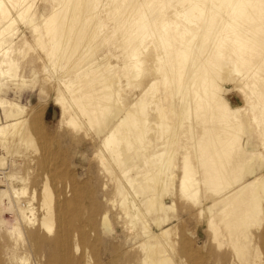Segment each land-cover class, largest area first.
Returning a JSON list of instances; mask_svg holds the SVG:
<instances>
[{
  "label": "bare ground",
  "instance_id": "bare-ground-1",
  "mask_svg": "<svg viewBox=\"0 0 264 264\" xmlns=\"http://www.w3.org/2000/svg\"><path fill=\"white\" fill-rule=\"evenodd\" d=\"M36 1L0 0V96L8 83L17 84L19 92L32 84L19 76V63L12 59L16 40L29 45L25 30L18 27L23 23L35 39V56L41 60L37 51L45 53V80L54 84L62 112L59 124L86 137L94 131L100 140L95 158L113 184L112 201L127 225L122 243L133 238L137 245L136 264H176V258L185 264L171 230L163 228L169 216H159L175 207L173 199L167 204L168 187L176 175L170 171L180 163V192L198 202L182 137L197 138L205 183L215 192L245 180L224 198L220 222L231 240L225 239L209 208H201L212 239L227 246L234 264H264V230L252 231L264 222V152L252 151L246 158L244 146L236 147L240 133H253L264 148V0H45V13L39 17ZM228 82H235L248 109L233 108L222 96ZM31 111L0 97V152L12 158V165L23 150L40 153L46 165L52 159L37 145ZM192 113L197 121L185 123ZM180 150L184 153L178 162ZM116 168L128 186L115 177ZM134 171L143 174L132 176ZM9 181L13 176L0 172V233L15 248L28 245L26 232L39 228L54 247L45 264H94L79 245L69 246V224L56 211L48 177L41 188V219L33 207L36 193L33 201H22L27 189H15ZM153 212L158 213L152 218L159 233L148 220ZM99 227L104 241L121 243L107 210ZM29 261L26 254L18 258L19 264ZM119 261L129 264L131 259L122 256ZM119 261L108 256L98 264Z\"/></svg>",
  "mask_w": 264,
  "mask_h": 264
},
{
  "label": "rangeland",
  "instance_id": "rangeland-1",
  "mask_svg": "<svg viewBox=\"0 0 264 264\" xmlns=\"http://www.w3.org/2000/svg\"><path fill=\"white\" fill-rule=\"evenodd\" d=\"M36 3L40 8L36 12V16L39 17L41 13H45V0H37ZM19 25L18 27L21 31L25 30L29 45H24V42L22 40L20 41V39L16 40L17 43L13 48L12 59L19 63V76L25 77L32 84L22 92H19L17 84L8 83L4 86L3 93L0 97L21 103L29 112L32 110V120L29 119L30 123H34L35 125L33 130L37 145L41 150L46 148L45 152H49L50 155L52 154L51 156L49 155L52 159L49 158L50 163L46 165L47 163L45 164L41 159L40 153L37 155L33 150H26V152L23 150L21 153L16 154L15 158L17 164L15 163L12 165V161H10L12 158L9 156L6 157L1 151L0 172L8 176H13L14 181H9L11 187L20 190L23 188L27 189V194L21 199L22 201H33V195L36 193V200L33 202V207L36 209L38 219H41L44 215L43 211L40 210L41 188L48 177L50 179L49 185L56 198V211H60V217L65 222L68 221L67 224H69L68 227H65V235L69 236L70 240L68 243L69 246L72 244L79 245L82 252L86 254L85 257L89 256L94 264H98L103 258H108V256H115L118 261L122 256H126L127 258L130 257L131 261L129 264H136L137 245L133 238L127 241V245L122 243L123 236H127L126 230L124 232L122 230L124 227H127V225L125 224V226L122 224V220L120 219L121 212L115 206L114 201H112L113 184L110 183L109 177L95 158L101 146L100 140L94 131L91 132L90 137H86L84 132H73L59 124L62 112L59 105L56 104V94L53 89L54 84L45 80L47 77L44 70L45 59H43L45 58V53L40 50L37 51L40 57H42L41 60L35 56V39L32 33L29 30L26 31L23 23H19ZM18 36H20V34H17L15 38ZM30 46L33 48L30 49ZM102 48L101 51L108 50L107 47ZM113 62H116V60H113ZM227 84L224 90L225 92L222 91L221 94L229 101L230 106L239 108L242 111L248 109L249 103L246 101L245 97L235 89V82H228ZM202 112L205 113L204 110ZM194 116L195 114L192 113L189 121L187 120L185 123H195L197 119L196 116ZM182 138L180 146L188 148L187 152L191 160L192 168L194 169V176L199 191L198 202L184 197L180 192L179 179L183 171L182 164L180 163L181 165L179 164L176 167L177 169L174 168L170 171V174L176 175L173 176L174 185L168 187L169 196H167V198H169V200H167V204H171L169 201L173 199L175 207L173 210L167 212V215L159 214L162 218L169 216V222H166L163 228L171 230L174 239L178 242L177 248L183 252L185 264H217L216 259L223 256L226 259L219 264H234L231 254L228 253L227 246L224 245L220 247L218 242L212 239V233L208 230L207 222L199 213L202 207L209 208L211 211L210 217L216 218L217 222L221 225L220 228L226 233V235H224L225 239L231 240L232 238L230 237L229 231L220 222V218L223 214L222 212L226 209L227 205V201H225L224 198L230 193H233V189L236 191L242 187L245 184V180L239 179L233 189H229L222 193L215 192L213 188H210L205 183L207 179L204 176V171L200 163L201 159H198L200 156L197 138ZM240 138L241 141L236 143V147L239 146V144L244 146L245 152L247 153L246 158L252 151L264 152V148L260 146L255 134L240 133ZM183 153L184 151L182 152L180 150V153L177 154L178 162L181 161L180 155ZM190 155L192 156L190 157ZM107 158L112 164L110 155H108ZM112 165L115 168V165ZM143 170L146 171V168L144 167L142 171ZM116 171L117 174L115 177L121 178L126 184V180L120 175L118 168H116ZM139 174L140 173L134 171L132 176H141L143 173H141V175ZM251 181L252 179L250 178L247 182L249 183ZM104 197L108 200L111 199V201L106 203L103 201ZM213 199L221 202L214 206L215 202H213ZM60 206L62 207L60 208ZM106 210L110 213V218L119 234L121 245L119 243L113 244L112 242H106L100 236V219L103 216V211ZM143 211L145 213V209ZM156 215L158 216V213L153 212L151 216H148V220L150 221L152 231L159 233L161 230L154 224L152 218ZM4 216H6L5 218H11L8 213L4 214ZM84 221L85 223H83ZM141 226V224L138 225L140 228ZM258 229L254 228L252 231L255 233L263 231L264 222ZM128 235L129 237L133 236L130 233ZM26 236L28 245L25 244L22 245V247L16 246L17 248H15V242L11 241L6 233H0L1 264H19L18 258L25 254L29 258L30 264H40L39 261H43L42 263L45 264V260L51 256L54 249L52 245L48 246V238L45 233L38 228L33 231H27ZM191 245L194 248H191L193 252L188 249L192 247ZM193 255L196 257L198 256V259H195ZM261 257L264 262V256L262 255ZM175 262L179 264L177 258ZM78 263L81 264L79 260H76L75 264ZM57 264H60V262ZM119 264H122L121 261H119Z\"/></svg>",
  "mask_w": 264,
  "mask_h": 264
}]
</instances>
